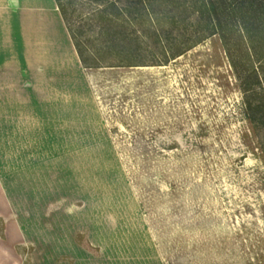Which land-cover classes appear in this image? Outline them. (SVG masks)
<instances>
[{
  "label": "rangeland",
  "instance_id": "1",
  "mask_svg": "<svg viewBox=\"0 0 264 264\" xmlns=\"http://www.w3.org/2000/svg\"><path fill=\"white\" fill-rule=\"evenodd\" d=\"M256 40L246 79L219 34L161 65L90 68L76 49H37L33 80L0 90V236L24 242L0 245V264H43L27 237L45 228L89 248L105 226L164 264H264Z\"/></svg>",
  "mask_w": 264,
  "mask_h": 264
},
{
  "label": "trees",
  "instance_id": "2",
  "mask_svg": "<svg viewBox=\"0 0 264 264\" xmlns=\"http://www.w3.org/2000/svg\"><path fill=\"white\" fill-rule=\"evenodd\" d=\"M55 1L84 67L166 64L219 34L235 75L257 73L264 0Z\"/></svg>",
  "mask_w": 264,
  "mask_h": 264
},
{
  "label": "crops",
  "instance_id": "3",
  "mask_svg": "<svg viewBox=\"0 0 264 264\" xmlns=\"http://www.w3.org/2000/svg\"><path fill=\"white\" fill-rule=\"evenodd\" d=\"M48 46L61 52L70 49L76 60L75 46L55 0H0V90L18 89L21 77L32 81L37 65L35 51ZM38 57L41 65L51 60L47 53ZM20 228L16 229L18 235ZM45 230L38 239L27 237V244L36 249L44 245L40 258L32 256L43 264H164L156 252L141 253L140 245L110 236L113 229L109 226L93 231L97 236L91 237L89 248L70 237L68 228ZM5 242L0 236V245H24L22 238Z\"/></svg>",
  "mask_w": 264,
  "mask_h": 264
}]
</instances>
